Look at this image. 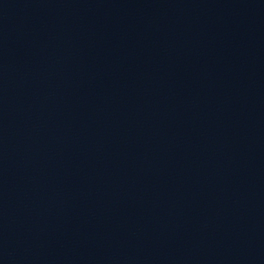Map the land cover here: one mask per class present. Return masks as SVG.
<instances>
[{
	"label": "water",
	"instance_id": "1",
	"mask_svg": "<svg viewBox=\"0 0 264 264\" xmlns=\"http://www.w3.org/2000/svg\"><path fill=\"white\" fill-rule=\"evenodd\" d=\"M0 264H264V0H0Z\"/></svg>",
	"mask_w": 264,
	"mask_h": 264
}]
</instances>
